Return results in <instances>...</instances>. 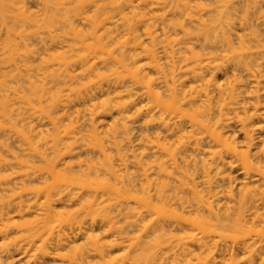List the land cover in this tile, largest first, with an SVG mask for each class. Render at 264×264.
I'll return each mask as SVG.
<instances>
[{
	"label": "bare ground",
	"instance_id": "bare-ground-1",
	"mask_svg": "<svg viewBox=\"0 0 264 264\" xmlns=\"http://www.w3.org/2000/svg\"><path fill=\"white\" fill-rule=\"evenodd\" d=\"M0 264H264V0H0Z\"/></svg>",
	"mask_w": 264,
	"mask_h": 264
}]
</instances>
